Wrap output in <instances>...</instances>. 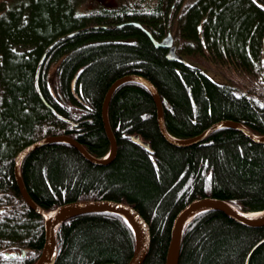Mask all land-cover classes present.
<instances>
[{"label": "trees", "instance_id": "16d2710c", "mask_svg": "<svg viewBox=\"0 0 264 264\" xmlns=\"http://www.w3.org/2000/svg\"><path fill=\"white\" fill-rule=\"evenodd\" d=\"M113 2L0 0V264H34L44 242L42 217L15 180L16 154L63 134L103 157L110 141L102 102L123 75H141L156 87L174 137H193L224 119L264 135V0ZM168 32L184 60L168 59L167 49L151 41ZM208 64L234 76L211 77L202 69ZM107 117L116 152L106 163L90 162L64 141L24 156L20 177L39 207L83 199L131 205L150 231L141 264H164L172 222L194 199L264 210V142L224 126L175 145L159 131L151 93L135 80L113 91ZM263 238L264 224L204 210L184 226L177 264H264ZM133 249V231L121 215L88 212L60 223L53 264H126Z\"/></svg>", "mask_w": 264, "mask_h": 264}, {"label": "water", "instance_id": "95a60500", "mask_svg": "<svg viewBox=\"0 0 264 264\" xmlns=\"http://www.w3.org/2000/svg\"><path fill=\"white\" fill-rule=\"evenodd\" d=\"M148 35L149 33L146 32ZM150 36V35H149ZM151 41L153 44L157 46H162L169 48V52L167 54V58H179L182 57L175 53L173 50V39L170 33H167L162 39L156 40L152 37ZM135 80L142 83L144 86L147 87L149 92L151 93L155 105H156V120L159 127L160 133L171 143L175 145H189L192 144L204 136L208 135L214 129L218 127H234L236 129L241 130L245 135L253 139L254 141H262L264 142V135L256 136L250 130H248L244 125L239 122L224 119L219 120L203 130L200 134L195 135L193 137L187 139H180L171 136L165 129L163 123V114H162V107L160 102V97L156 87L145 77L137 74H127L123 75L116 80H114L111 85L107 88L105 97L103 99V109H102V120L106 129V135L110 141V149H109V156L106 159L96 158L89 154V152L75 139L63 135L57 134L53 136H47L41 139L34 141L33 143L25 146L22 148L16 155L15 158V165H14V176L16 183L19 188V192L24 199V201L28 204L30 208L36 211L38 214L41 215L43 220V227H44V242L43 246L34 262V264H53L56 256V230L61 222L65 219L83 214L88 212H97V211H110L116 214L121 215L127 222L129 219L133 220L135 223L136 229H134L130 223V227L133 231L135 244L134 250L126 262V264H141L143 259L145 258L149 243H150V231L147 222L143 219V217L138 213V211L132 207L121 201L111 200V199H83V200H74L70 202H65L59 204L50 209H43L39 207L30 197L28 194L22 179L20 177L19 172V165L23 159V157L35 146L41 145L46 142L50 141H64L74 145L77 150L90 162L96 164L106 163L113 155L115 154L116 150V142L113 138L112 132L108 125L107 119V105L109 103V99L113 93V91L117 88L118 85L125 81ZM74 79L71 82V86L73 87ZM132 140L136 143H139L145 148H148V143L141 140L138 135H133ZM2 208H0L1 210ZM201 209H217L224 212L228 217L232 218L233 220L237 221L238 223L244 225H262L264 224V214L261 217H251L248 216L245 212L239 211L238 209L234 208L229 202L216 198V197H202L192 200L188 205H186L174 218L172 222V227L170 231V240L168 243V247L166 250L165 261L164 264H177L178 263V256H179V247H180V234L182 229L187 221L188 216L193 213L194 211ZM200 210V211H201ZM264 239V238H263ZM262 239V240H263ZM260 240V241H262ZM258 243V242H257ZM254 246L252 247V249ZM251 251V250H250ZM23 253V251H22ZM250 253V252H249ZM248 253V255H249ZM13 256L12 253L8 254ZM246 256V259L248 258Z\"/></svg>", "mask_w": 264, "mask_h": 264}, {"label": "bare ground", "instance_id": "6f19581e", "mask_svg": "<svg viewBox=\"0 0 264 264\" xmlns=\"http://www.w3.org/2000/svg\"><path fill=\"white\" fill-rule=\"evenodd\" d=\"M171 46H173V50L175 51V53L176 54H178L177 52H176V45L173 43ZM162 47V46H161ZM164 48H166V47H164ZM170 48V47H169ZM169 48H166L167 49V53H166V57H167V54H168V52H169ZM178 55H180V54H178ZM181 56V55H180ZM182 57V56H181ZM168 59H170V58H168ZM172 59H179V58H172ZM179 60H184L183 59V57H182V59H179ZM105 97V96H104ZM110 100V99H109ZM155 102V101H154ZM161 102V101H160ZM102 109H103V102H102ZM107 115H108V105H107ZM107 119H108V117H107ZM164 123V122H163ZM104 124V123H103ZM108 125H109V122H108ZM110 127V126H109ZM104 128H105V126H104ZM111 130V129H110ZM105 131H106V129H105ZM113 135V134H112ZM133 136V135H132ZM132 136H131V139H132ZM172 136V135H171ZM247 136V135H246ZM70 137V136H69ZM174 137V136H173ZM42 138H44V137H42ZM72 138V137H71ZM114 138V137H113ZM140 138V137H139ZM175 138H177V137H175ZM39 139H41V138H39ZM74 139V138H73ZM141 139V138H140ZM187 139V138H186ZM115 140V139H114ZM142 140V139H141ZM77 141V140H76ZM144 141V140H143ZM146 142V141H145ZM33 143V142H32ZM139 144V143H138ZM29 145V144H28ZM142 146V145H141ZM145 148V147H144ZM146 149H148V150H150L149 149V144H148V148H146ZM19 152V151H18ZM109 150H108V152L103 156V157H96V158H102V159H106V158H108V156H109ZM115 152H116V150H115ZM90 154V153H89ZM17 155V154H16ZM91 155V154H90ZM93 156V155H92ZM114 156V155H113ZM93 157H95V156H93ZM15 158H16V156H15ZM24 158V157H23ZM113 157H111V159H112ZM110 160V159H109ZM108 160V161H109ZM107 161V162H108ZM93 163V162H92ZM103 164V163H102ZM14 165H15V159H14ZM20 166V165H19ZM23 182V181H22ZM201 209H198V210H196V211H194L193 213H191L189 216H188V218H187V221H186V223L188 222V221H190L197 213H199V212H201V211H204V210H210V209H204V210H201ZM213 210H217V209H213ZM240 211V210H239ZM243 212V211H242ZM248 216H251V217H261L263 214H264V210H259V211H247V212H245ZM40 215V214H39ZM126 219L128 220V222L130 223V225L134 228V229H136V227H135V223H134V221L133 220H131V219H129L128 217H126ZM186 223H185V225H186ZM184 225V226H185ZM263 225V224H262ZM184 228V227H183ZM183 230V229H182ZM181 235H182V232H181V234H180V241H181ZM264 240V239H263ZM134 244H135V238H134ZM179 249H180V247H179ZM134 250V249H133ZM148 252V251H147ZM247 260V259H246Z\"/></svg>", "mask_w": 264, "mask_h": 264}, {"label": "rangeland", "instance_id": "374dc122", "mask_svg": "<svg viewBox=\"0 0 264 264\" xmlns=\"http://www.w3.org/2000/svg\"><path fill=\"white\" fill-rule=\"evenodd\" d=\"M107 1L111 2L113 0H107ZM109 5H111V4H109ZM204 65H205V63H204ZM216 65H218V64L209 65V68L207 66H204V67H202V69H205L206 70L205 72H209L211 77H214V78H216L218 80H223L227 76H230V77L234 76V74H233L234 72H232L231 69L228 70L225 66H221V65H219L221 68L220 67H216ZM218 69H219V71H217V73L219 74V72H221L223 74H220L219 76H215L216 75L215 71L218 70Z\"/></svg>", "mask_w": 264, "mask_h": 264}, {"label": "flooded vegetation", "instance_id": "af4514ba", "mask_svg": "<svg viewBox=\"0 0 264 264\" xmlns=\"http://www.w3.org/2000/svg\"><path fill=\"white\" fill-rule=\"evenodd\" d=\"M91 3H94V2H101V3H107V4H110L111 2L107 1V0H90Z\"/></svg>", "mask_w": 264, "mask_h": 264}]
</instances>
